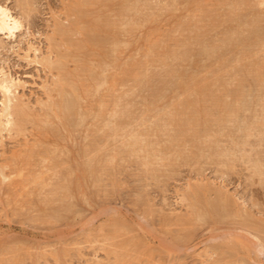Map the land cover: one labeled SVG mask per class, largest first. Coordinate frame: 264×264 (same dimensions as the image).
<instances>
[{
	"label": "rangeland",
	"instance_id": "1",
	"mask_svg": "<svg viewBox=\"0 0 264 264\" xmlns=\"http://www.w3.org/2000/svg\"><path fill=\"white\" fill-rule=\"evenodd\" d=\"M17 1L19 3L16 0H0V5L5 7L11 15L18 17L22 23L21 29L16 31L13 37L0 32V71L18 82L14 99L17 105L14 109L18 108L17 111H13L17 112V114L18 111L22 115L24 114L23 116L18 115V117H22L25 119L23 121H26L23 122L21 120L22 122H18L21 126L24 124L22 127L19 125V129L14 123L15 115L13 118L9 117L11 119L10 123L7 122L3 111V104L6 99L0 90V264H264V69H262L264 68L262 64L264 63V0H28V3L25 4H21V0ZM177 3L180 4L177 5ZM222 3L224 4L223 6ZM26 4L28 5L26 6ZM19 6L22 8L20 9ZM74 6L77 7L73 8ZM241 8L244 9L242 10ZM119 9H124L125 11L121 12ZM81 10L88 13L86 14ZM205 15H207L204 18L207 22L206 26H204L205 20L203 19ZM78 16H81V18L85 17L87 22L84 19L79 20ZM100 16L104 18L102 17V19L97 21ZM96 17L97 20H93ZM150 17L151 19H149ZM223 18L225 20L230 19L226 22ZM219 21L220 24H217ZM91 22H98L96 25H100L99 30L101 33L98 32L94 35L91 34L92 36L90 34L87 36L85 34L87 31L82 32V30H79L80 27L88 28L90 24L92 26ZM121 23L123 24L121 25ZM83 24L85 25L83 26ZM60 25L64 29H71L69 30L70 33L67 32L60 37L61 34H58L61 33L58 30ZM251 26L259 34L255 39L249 33L252 29ZM215 27L217 28L215 29ZM188 28H193L195 32L192 30L189 33L190 29ZM180 29L184 31L182 30V32ZM230 29L246 30L245 32L241 30L240 36L245 37L247 40L245 44L234 42L235 45L232 44V46L229 45L228 48H224L221 56H226V61L218 58H214L217 61L208 60L203 55L195 56V61L194 59L188 60L189 57L186 58L187 55L198 52L199 45L195 44L199 40L201 42L204 39L203 42L205 44H210V42L213 44L212 42L214 41L211 38L218 41V38L220 39L221 37L220 40H222L225 37L224 34ZM121 30L122 33L120 32ZM106 31L111 34H107ZM178 31L182 33H178ZM104 32L107 35L104 34L105 36L101 37ZM168 32L172 34L171 37L168 36ZM117 33H119V36ZM95 36L101 39L107 38L106 40H108L105 43V46H109L108 49L105 47L106 49H103L99 54L96 48H90L88 44L93 37L94 40H97ZM204 36H208V38ZM214 36L218 38H214ZM182 37L183 39L185 37V39L183 40ZM63 38H67V40L65 39L66 41L62 42ZM100 38L98 40H101ZM177 38H179L180 44L181 42L183 43V46L176 43ZM194 38L201 39L195 41ZM135 39L138 40L136 41ZM207 39H210V41ZM55 40L56 46L55 44L52 46L50 41L54 43ZM172 40L176 44H173ZM112 41L113 43H111ZM188 41L191 44H188ZM216 41L215 43H219ZM152 43H157L152 46L154 49L149 47ZM165 43L168 45L167 47H165ZM77 44L82 47L77 49ZM169 45L172 46L169 47ZM156 46L160 47L156 48ZM69 47H72V49ZM73 47H76V50ZM261 47L262 51L259 53ZM93 50L94 52H92ZM165 50H168L167 54ZM75 51L77 53H74ZM152 51H155L154 54ZM59 52H64V54L68 52L67 56L62 54V56H66L64 57L65 59L59 58L61 56ZM242 52L245 53L242 54ZM111 54H113V57ZM156 54V62H151L155 61L153 55L156 56ZM68 55L74 57H69ZM95 55L97 57L92 59ZM238 55L243 57L240 58ZM251 55L255 56L252 57ZM165 57L168 59L166 58L162 62ZM173 57H175L174 60ZM58 59L59 61H57ZM130 59L137 62H132ZM98 60L102 62H98ZM158 61H160V64ZM97 62L101 63V65L97 64ZM62 63L66 64L62 66ZM136 63L140 67H137ZM141 63L145 64V68L144 66L142 67ZM77 64L81 65V68ZM166 64H169L168 67L170 68L172 65V68H167ZM249 66H251L250 69H248ZM218 67L219 69H217ZM155 68L158 69V75L155 72L157 71ZM236 68L237 70H235ZM238 68H240V74L238 73L240 72ZM79 70L83 71L80 72ZM128 70L129 72L126 73ZM247 70L252 71H249L248 74ZM133 72L134 74L136 73L135 77L132 74ZM138 72L143 74L147 72L151 76L145 74L144 81L147 79L145 82H142V78L139 77L142 82L141 85L138 76H136ZM255 72H258L257 77H255ZM120 73L121 76H119ZM153 73L156 74L153 75ZM177 73H184L183 75L187 76V79H190L188 75L189 77L195 75L191 77L193 81L196 77H199L197 79L199 82L196 80L194 82H191V80L186 82L193 83L196 91L200 88L198 86H207L206 90H210V94H206L207 91L202 87L205 90L203 92L204 96L202 94H199L200 96L197 95V98L192 95L189 96L190 94L186 91H182L184 89L183 86L176 84L178 82H176V78L178 79ZM216 73L219 77L216 76ZM254 73L255 76L253 75ZM127 74L129 75L127 76ZM259 75L260 78H258ZM130 77L133 80L129 79ZM66 78L69 80L67 81ZM214 79L216 80L215 82L213 81ZM259 79L261 80L259 81ZM76 81L79 85H77ZM255 82L256 84L258 83L257 86ZM68 83L71 84L68 85ZM132 84H135L134 88ZM149 84L151 85L148 88L147 85ZM62 85L66 86L64 92L67 91V94L70 89L76 93L75 109L67 111L66 114L59 109L57 102L60 100L58 97H61L59 91ZM89 86L91 87L90 89ZM67 87L70 89L68 88L67 90ZM136 87L138 89H135ZM83 88L84 91H82ZM219 88L224 91L219 92ZM202 89L200 88L197 92ZM76 90L79 95H77ZM247 90L248 92H246ZM92 91L94 92L92 93ZM137 91L140 93L138 94ZM232 91H238L235 92V97ZM156 93L159 94V97ZM230 93L234 99L232 96L230 97ZM160 94L162 95L160 96ZM252 94L254 95L253 97ZM206 95H208L207 98H205ZM211 95L218 98L217 102L220 99L221 103L218 102L219 107L216 106L217 108H215L211 105L214 101L216 102V99L210 101L212 99ZM237 96L240 97L236 98ZM191 97L197 103L192 101L193 98ZM200 97L201 101L199 100ZM229 97L233 100H230ZM80 98L82 100L84 98V103ZM161 99L165 100L162 101ZM188 99L194 103V106L197 104L198 108L196 106L193 108L197 109V113L194 111L196 114L193 109L191 110L192 107L190 108V106L185 109L179 106L182 100L181 104L191 102ZM222 99L226 101V104L228 102L229 105H224L228 110L224 109V106L222 107L221 104H224ZM81 103L85 104V106H82ZM146 103H150L151 106ZM102 105L107 112L104 111ZM230 105L232 106L231 108L234 107L232 110L229 109ZM206 107L208 108L206 109ZM235 108L236 111L234 110ZM186 109L191 110H187L191 113L184 115L185 112L182 110ZM208 109H211V111ZM177 110L180 112H177ZM217 110L221 114V117L219 116L222 119V122L220 121L221 124L215 120L219 115V113L214 114ZM78 111L81 114H78ZM181 111L184 116L193 114L191 125L197 124V122L193 123L194 120H199L198 126L193 125L195 129L191 127L190 123L188 124L190 126L187 130L190 132L194 131L196 134L199 131L198 137L194 134L197 139L194 140L193 135L192 142L189 140L190 136L188 137L184 134L187 126L183 128L180 124L172 121L174 119H170V117L178 118L177 116L180 114L177 113H181ZM208 111L210 116L207 114ZM83 112L87 113L83 114ZM97 112L102 114L100 115ZM55 113L58 114L56 115ZM72 113L75 115L73 116ZM50 114L53 115L52 118ZM172 114L175 117L171 116ZM95 115L99 116L100 119ZM125 115L128 117L126 120ZM197 116H200L198 120L196 119ZM203 117L207 119L205 120ZM209 118L212 120L210 121ZM36 121L38 123L35 125ZM91 122H94V125L90 124ZM114 122L116 123L115 126ZM110 123L113 124V127H111L112 124ZM120 123H123V126ZM126 123L127 125H125ZM100 124L103 125L100 126ZM54 125L55 127H53ZM91 125L92 127H90ZM209 125L211 126L208 127ZM87 126H89V131L88 129L85 130ZM93 127H95V131ZM114 127H117V130ZM203 127H205V130H203ZM74 128L76 131H73ZM213 130L214 132H212ZM124 133L128 136L125 135V137ZM106 136L107 138H105ZM63 140H65L66 145ZM150 140L152 141L150 142ZM196 140L198 141L197 144ZM96 144H98L97 148L94 146ZM165 144L168 145L166 146ZM176 144L178 145L176 146ZM135 145L137 147H134ZM29 148L31 153L33 151L30 156H28L30 153ZM56 148H59V150H56ZM36 150L40 152H36ZM84 150L86 153H83ZM97 150H99L100 155L105 152L104 156H98ZM111 152H114L113 155ZM120 152L121 155L119 154ZM43 154L48 157H44ZM94 155H97L96 158H94ZM27 157L28 159L30 158V161L34 158L32 161L35 163L31 161L33 163L31 164ZM87 157L91 158L92 161ZM80 159L83 160L81 161ZM47 161L49 165L46 163ZM12 162L16 163L13 164ZM89 163H92V166ZM42 164L46 166L43 167ZM94 164L98 165L94 166ZM3 165H5L4 168H2ZM88 165L93 167L89 171ZM80 166H83V169ZM66 175L70 180L68 178L66 180ZM60 188L62 189L60 190ZM61 191L64 192L62 193ZM56 192L58 195H56ZM63 195L64 198L66 196L67 198L64 199ZM51 198L52 201L49 200Z\"/></svg>",
	"mask_w": 264,
	"mask_h": 264
},
{
	"label": "bare ground",
	"instance_id": "2",
	"mask_svg": "<svg viewBox=\"0 0 264 264\" xmlns=\"http://www.w3.org/2000/svg\"><path fill=\"white\" fill-rule=\"evenodd\" d=\"M97 1H98V0H97ZM183 1H184V0H183ZM183 1H182V2H183ZM216 1H217V0H216ZM223 1H224V0H223ZM16 2H18V1L16 0ZM20 2H21V4H23V3L25 4V3H28V0H27V2H26V0H25V1H24V0H21ZM88 2H89V1H88ZM91 2H92V1H91ZM219 2H220V1H219ZM18 3H19V2H18ZM126 3H127V2H126ZM168 3H169V2H168ZM232 3H233V2H232ZM235 3H236V2H235ZM257 3H258V2H257ZM89 4H90V3H89ZM122 4H123V3H122ZM172 4H173V3H172ZM178 4H180V3H177V5H178ZM218 4H219V3H218ZM255 4H256V3H255ZM27 5H28V4H26V6H27ZM175 5H176V4H175ZM175 5H173V6L175 7ZM216 5H217V3H216ZM223 5H224V4L222 3V6H223ZM234 5H235V4H234ZM94 6H95V5H94ZM132 6H133V4H132ZM76 7H77V6H76ZM76 7L74 6L73 8H76ZM80 7H81V6H80ZM80 7H79V9H80ZM85 7H86V6H85ZM115 7H116V6H115ZM174 7H173V8H174ZM218 7H219V6H218ZM19 8H20V6H19ZM21 8H22V7H21ZM21 8H20V9H21ZM25 8H27V7H25ZM93 8H94V7H93ZM111 8H113V7H111ZM136 8H137V7H136ZM170 8H171V7H170ZM219 8H220V7H219ZM256 8H257V7H256ZM79 9H78V10H79ZM81 9H82V8H81ZM94 9H95V8H94ZM94 9H93V10H94ZM144 9H145V8H144ZM241 9L243 10L244 8H241ZM253 9H254V8H253ZM25 10H26V9H25ZM71 10H72V9H71ZM78 10H77V11H78ZM84 10H85V9H84ZM117 10H118V9H117ZM119 10H121V9H119ZM123 10H124V9H122L121 12H122ZM81 11H82V12H85L86 10H85V11L81 10ZM91 11H92V10H91ZM98 11H99V10H98ZM124 11H125V10H124ZM203 11H204V10H203ZM22 12H23V10H22ZM24 12H25V11H24ZM72 12H73V11H72ZM74 12H75V11H74ZM94 12H95V11H94ZM116 12H117V11H116ZM116 12H115V13H116ZM222 12H224V11H222ZM78 13H79V12H78ZM85 13L87 14L88 12H85ZM201 13H202V12H201ZM215 13H216V12H215ZM220 13H221V12H220ZM227 13H228V12H227ZM227 13H226V14H227ZM230 13H231V12H230ZM235 13L237 14V12H235ZM24 14H25V13H24ZM81 14H82V13H81ZM117 14H118V13H117ZM119 14H120V12H119ZM119 14H118V15H119ZM232 14H233V13H232ZM256 14H259V13H256ZM25 15H26V14H25ZM105 15H106V13H105ZM107 15H108V14H107ZM128 15H129V14H128ZM156 15H157V14H156ZM162 15H163V14H162ZM234 15H235V14H234ZM82 16H83V15H82ZM126 16H127V15H126ZM206 16H207V15H205V16L203 17V19H204ZM224 16H225V15H224ZM78 17H79V16H78ZM89 17H91V16H89ZM89 17H88V18H89ZM92 17H93V16H92ZM102 17H103V16H102ZM102 17L100 16V17L98 18V20H97V17H96V19H93V20H97V21H99V19H102ZM118 17H119V16H118ZM139 17H140V16H139ZM154 17H155V16H154ZM154 17H153V19H154ZM213 17H214V16H213ZM234 17H235V16H234ZM260 17H261V16H260ZM103 18H104V17H103ZM116 18H117V17H116ZM134 18H135V17H134ZM207 18H208V17H207ZM227 18H228V17H227ZM81 19H84V20L86 21L85 17H82V18H81V16H80V17H79V20H81ZM132 19H133V18H132ZM149 19H151V17H150ZM195 19H196V18H195ZM203 19H202V20H203ZM220 19H221V18H220ZM229 19H230V18H229ZM229 19H228V20H229ZM256 19H257V18H256ZM88 20H89V19H88ZM113 20H114V19H113ZM120 20H121V18H120ZM156 20H158V19H156ZM204 20H205V19H204ZM211 20H213V19H211ZM218 20H219V19H218ZM223 20H225V19L223 18ZM228 20H225V21L228 22ZM82 21H83V20H82ZM85 21H84V22H85ZM101 21H103V20H101ZM107 21H108V20H107ZM115 21H116V20H115ZM118 21H119V19H118ZM149 21L152 22L151 20H149ZM207 21H208V20H207ZM225 21H224V22H225ZM74 22H75V21H74ZM74 22H73V24L75 25L76 22H75V23H74ZM86 22H87V21H86ZM113 22H114V21H113ZM121 22H124V21H121ZM188 22H189V21H188ZM194 22H195V21H194ZM201 22H202V21H201ZM226 22H225V23H226ZM82 23H83V22H82ZM91 23H92L93 25L91 26V24L89 23L90 26L88 25V28H81L80 25H79V27H80L79 30H82V32H83V31H87V33H85L87 36H88L89 34H90V35H91V34L94 35V34L100 32V30H99L100 25H96V23H98V22H96V23L91 22ZM103 23H105V22L103 21ZM108 23H109V22H108ZM110 23H111V22H110ZM116 23H117V21H116ZM127 23H128V22H127ZM155 23H156V22H155ZM182 23L184 24V22H182ZM202 23H203V22H202ZM206 23H207V22H206V20H205L204 26L207 25ZM209 23H210V22H209ZM77 24H78V22H77ZM77 24H76V25H77ZM79 24H80V23H79ZM101 24H102V23H101ZM122 24H123V23H121V25H122ZM124 24H125V23H124ZM128 24H129V23H128ZM152 24H153V23H152ZM187 24H189V23H187ZM196 24H198V23H196ZM196 24H195V25H196ZM217 24H220V21H219V23H217ZM261 24H262V23H261ZM74 25H72V26H74ZM84 25H85V24H83V26H84ZM109 25H110V24H109ZM109 25H108V26H109ZM119 25H120V24H119ZM143 25H144V24H143ZM174 25H175V24H174ZM195 25H194V26H195ZM225 25H226V24H225ZM225 25H224V26H225ZM112 26H114V25H112ZM147 26H148V25H147ZM179 26H180V25H179ZM204 26H203V27H204ZM226 26H227V25H226ZM238 26H239V25H238ZM243 26H245V25H243ZM21 27H22V23H21L20 19H19L18 17L16 18V17H14L13 15H11L10 12H9L5 7H3V6L0 5V32L3 33V34H5V35H8L9 37H13L14 34L16 33V31H18L19 29H21ZM62 27H63V26H62ZM62 27H61V25H60V26H59V29H58L59 31H61V33H58L59 35L61 34L60 37H61L63 34L67 33V32L70 33L69 30H71V29H67V28L64 29V27H63V28H62ZM70 27H71V26H70ZM85 27H87V26H85ZM109 27H110V26H109ZM117 27H118V26H117ZM119 27H120V26H119ZM195 27H196V26H195ZM203 27H201V28H203ZM211 27H212V26H211ZM241 27H242V26H241ZM249 27H250V25H249ZM251 27H252V26H251ZM258 27H259V26H258ZM72 28H73V27H72ZM101 28H102V27H101ZM106 28H107V27H106ZM112 28L114 29V27H112ZM112 28H111V29H112ZM129 28H131V27H129ZM143 28H144V27H143ZM181 28H182V25H181ZM186 28H187V27H186ZM216 28H217V27H215V29H216ZM225 28H226V27H225ZM107 29H109V28H107ZM111 29H110V30H111ZM115 29H116V28H115ZM173 29H174V28H173ZM188 29H190V28H188ZM243 29H244V28H243ZM243 29H241V30L244 31ZM245 29H246V28H245ZM258 29H260V28H258ZM139 30H140V29H139ZM180 30L182 31L183 29H180ZM192 30H194V29H193V28L190 29V30H189V33H190ZM217 30H218V29H217ZM217 30H216V31H217ZM241 30H239V29H232V30H231V29H230V30L227 31V32L225 31V32H226V33L224 32V33H225V34H224L225 37H224L222 40H220L221 37H220V39H219L218 37L214 36V38H215V37L218 38V41H216L215 39L209 37V38L212 39V41H214V42H212L213 44H211V42H210V44H205V43L203 42L204 39H203L201 42H199V41H200L199 39H201V38H199V39H197V38L195 39V38H194L195 41H196V40H199L198 42H196V44H195V42H193V44H195V45H199V50H198L197 53L194 52V53H196V54H191V55L189 54V55H187V57H186V56H185V57H186V58L189 57L188 60H193L195 56L198 57L199 55H203V56L206 57V59H208V60H209V59H213V60H215L214 58H216V59L218 58V59H220V60L226 61V59H225L226 56H225V57H223V55L221 56V54H222L221 52H223L224 48H225V49H226V47L228 48L229 45L232 46V44H234V42H235V43H241V44H245V43H246V40H247V39H246L245 37L243 38V37L240 36V34L242 33ZM76 31H77V30H76ZM101 31H103V30H101ZM108 31H109V30H108ZM114 31H115V30H114ZM114 31H113V32H114ZM118 31H119V30H118ZM127 31H128V30H127ZM127 31H126V32H127ZM170 31H171V30H170ZM170 31H169V32H170ZM183 31H184V30H183ZM183 31H182V32H183ZM185 31H188V30H185ZM245 31H246V30H245ZM245 31H244V32H245ZM82 32H80V33H82ZM106 32H107V31H106ZM115 32H116V31H115ZM120 32L122 33V30H121ZM123 32H124V31H123ZM132 32H134V31H132ZM132 32H131V33H132ZM169 32H168V34H169ZM174 32H175V30H174ZM182 32L178 31V33H182ZM194 32H195V30H194ZM206 32H208V31L206 30ZM206 32H205V33H206ZM240 32H241V33H240ZM248 32H249V31H248ZM77 33H79V32L77 31ZM100 33H101V32H100ZM141 33H142V32H141ZM186 33H187V32H186ZM205 33H203V34H205ZM246 33H247V32H246ZM249 33H250V36H251V37H252V35H253V39L257 38L258 35H259V34H258V31H257L254 27H252V29L250 30ZM58 34H57V35H58ZM102 34H103V35H102ZM102 34H101L102 36H101V35H99V36L104 37V36H105L104 34H106V33L104 32V33H102ZM107 34H111V33H108V32H107ZM107 34H106V35H107ZM124 34H125V32H124ZM138 34H139V33H138ZM138 34H137V35H138ZM201 34H202V33H201ZM206 34H207V33H206ZM218 34H219V33H218ZM251 34H252V35H251ZM57 35H56V36H57ZM67 35H69V34H67ZM92 35H91V36H92ZM117 35L119 36V33H117ZM120 35H121V34H120ZM122 35H123V34H122ZM171 35H172V34H169L168 36L171 37ZM176 35H177V33H176ZM247 35H248V34H247ZM262 35H263V34H262ZM84 36H85V35H84ZM110 36L114 37L113 35H110ZM110 36H109V37H110ZM115 36H116V35H115ZM123 36H124V35H123ZM199 36H200V35H199ZM209 36H210V35H209ZM242 36H243V35H242ZM244 36H246V35H244ZM54 37H55V36H54ZM58 37H59V36H58ZM65 37H66V36H65ZM95 37H96V36H95ZM188 37H189V35H188ZM202 37H203V36H202ZM204 37H205V36H204ZM246 37H248V36H246ZM67 38H68V37H67ZM67 38H63L64 40H63L62 42H65V41L67 40ZM88 38H90V37H88ZM93 38H94V37H93ZM93 38H92V39L90 38L91 40H90L89 42H88V40H87V42H88V44L90 45V48H91V47H94V48H96L97 51H99V52H97L98 54H99L100 52H102L103 49H104V50H105L106 48L108 49L109 46H108V47L105 46V43H107L106 41H108V40H106L107 38H106V39H104V38L101 39L100 37H96L95 39H97V40H94ZM98 38H100L101 40H98ZM115 38H116V37H115ZM132 38H133V37H132ZM136 38H137V37H136ZM174 38H175V37H174ZM190 38H191V36H190ZM205 38H208V36H206ZM65 39H66V40H65ZM139 39H140V38H139ZM167 39H168V38H167ZM178 39H179V38H177V42H176V43H177V44H178V43L180 44V42H179L180 40L178 41ZM182 39H183V37H182ZM184 39H185V37H184ZM184 39H183V40H184ZM58 40H59V39H58ZM115 40H116V39H115ZM135 40H136V39H135ZM137 40H138V39H137ZM137 40H136V41H137ZM170 40H171V38H170ZM187 40H188V39H187ZM207 40L210 41V39H207ZM219 40H220V41H219ZM85 41H86V40H85ZM110 41H111V40H110ZM113 41H114V39H113ZM113 41H112L111 43H113ZM162 41H163V40H162ZM172 41H173V40H172ZM205 41H206V40H205ZM215 41H216V42H219V43H215ZM52 42H53V41H52ZM52 42L50 41V43H51L52 46H53V45L56 43V40H55L54 43H52ZM75 42H76V41H75ZM116 42H117V40H116ZM183 42H184V41H183ZM188 42H189V41H188ZM206 42H208V41H206ZM69 43H70V42H69ZM76 43H77V42H76ZM114 43H115V41H114ZM133 43H134V42H133ZM135 43H137V42H135ZM158 43H159V42H158ZM174 43H175V41H173V44H174ZM176 43H175V44H176ZM185 43H186V42H185ZM260 43H261V41H260ZM152 44H153V43H152ZM152 44H151V46L149 45V47H151V49H154L152 46L156 45L157 43H156V44H153V45H152ZM165 44H166V43H165ZM173 44H172V45H173ZM181 44H182V46H183V43H182V42H181ZM181 44H180V45H181ZM186 44H187V43H186ZM188 44H191V42H189ZM255 44H256V43H255ZM257 44H258V42H257ZM261 44H262V43H261ZM108 45H109V43H108ZM172 45H169V47L172 46ZM234 45H235V44H234ZM55 46H56V44H55ZM115 46H116V45H115ZM121 46H122V45H121ZM128 46H129V45H128ZM167 46H168V45L166 44L165 47H167ZM241 46H242V45H241ZM76 47H77V49H78V48H80V47H82V46H80V44H77ZM76 47H73V48H75V50H76ZM105 47H106V48H105ZM158 47H160V46H158ZM158 47L156 46V48H158ZM184 47H185V44H184ZM192 47H193V46H192ZM69 48L72 49V47H69ZM116 48H117V47H116ZM116 48H113V49H116ZM118 48H119V47H118ZM121 48H122V47H121ZM133 48H134V47H133ZM180 48H181V47H180ZM113 49H112V50H113ZM129 49H130V48H129ZM159 49H160V48H159ZM159 49H158V50H159ZM187 49H189V48L187 47ZM191 49H192V48H191ZM197 49H198V48H197ZM197 49H196V50H197ZM244 49H245V48H244ZM80 50L82 51V49H80ZM80 50H78V52H80ZM83 50H84V49H83ZM119 50H120V48H119ZM146 50H147V49H146ZM158 50H155V51H158ZM162 50H164V49H162ZM247 50H248V49H247ZM252 50H253V49H252ZM254 50H255V49H254ZM258 50H259V49H258ZM155 51H152L153 54H154ZM185 51H187V50H185ZM191 51L193 52V50H191ZM260 51H262V47H261V50H259V53H261ZM263 51H264V50H263ZM83 52H86V51H83ZM92 52H94V50H93ZM92 52H91V53H92ZM105 52H106V51H105ZM111 52H112V51H111ZM113 52H115V51H113ZM149 52H150V51H149ZM165 52H166V54H167V53H168V50H167V51L165 50ZM170 52H171V51H170ZM192 52H189V53H192ZM256 52H257V51H256ZM60 53H61V52H59V54H60ZM67 53H68V52H66V54H64V52L61 53V56H59V58L61 57V58L65 59L64 57L67 56ZM74 53H77V51H75ZM145 53L148 54L146 51H145ZM159 53H160V52H159ZM174 53H175V52H174ZM244 53H245V52H244ZM244 53L242 52V54H244ZM250 53H251V52H250ZM62 54H63V55H66V56H62ZM143 54H144V53H143ZM157 54H158V53H157ZM157 54H156V56L153 55L154 57L152 56L153 59L155 58V61H151V62H156V60H157ZM161 54H162V53H161ZM161 54H160V55H161ZM171 54H172V52H171ZM180 54H181V53H180ZM182 54H183V53H182ZM226 54H228V53H226ZM252 54H253V53H252ZM262 54H263V52H262ZM73 55H75V54H73ZM76 55H80V54H76ZM86 55H87V54H86ZM90 55H91V54H90ZM108 55H109V54H108ZM111 55H112V57H113V54H111ZM158 55H159V54H158ZM172 55H173V54H172ZM183 55H184V54H183ZM256 55H257V53H256ZM259 55H261V54H259ZM68 56H69V55H68ZM71 56H72V55H71ZM71 56H69V57H71ZM80 56H81V55H80ZM87 56H88V55H87ZM101 56H102V55H101ZM148 56H149V55H148ZM148 56H147V57H148ZM163 56H164V54H163ZM173 56H174V55H173ZM238 56H239V55H238ZM251 56L253 57V56H255V55H251ZM72 57H74V56H72ZM75 57H76V56H75ZM95 57H97V56L95 55V56H93V58H92V57H91V58L94 59ZM109 57H110V56H109ZM118 57H119V56H118ZM128 57H129V56H128ZM143 57H144V56H143ZM160 57H161V56H160ZM167 57H168V56H167ZM167 57H165V58L162 60V62H164L165 59H166ZM201 57H202V56H201ZM239 57H240V56H239ZM241 57H243V56L241 55ZM241 57H240V58H241ZM248 57H249V56H248ZM57 58H58V57H57ZM88 58H89V57H88ZM88 58H87V59H88ZM91 58H90V59H91ZM129 58H130V57H129ZM158 58H159V57H158ZM169 58H170V57H169ZM174 58H175V57H173V60H174ZM177 58H178V56H177ZM180 58H181V57H180ZM180 58H179V59H180ZM99 59H102V58H99ZM107 59H108V56H107ZM118 59H119V58H118ZM127 59H128V58H127ZM150 59H151V57H150ZM153 59H151V60H153ZM160 59H161V58H160ZM160 59H158V60H160ZM167 59H168V58H167ZM171 59H172V58H171ZM183 59H184V57H183ZM199 59H200V58H199ZM202 59H203V58H202ZM234 59H235V58H234ZM79 60L81 61L80 58H79ZM112 60H113V59H112ZM112 60H111V61H112ZM114 60H116V59L114 58ZM148 60H149V58H148ZM177 60H178V59H177ZM186 60H187V59H186ZM186 60H185V61H186ZM255 60H256V59H255ZM57 61H59V59H58ZM61 61H62V60H61ZM61 61H60V63H61ZM99 61H100V60H98V62H99ZM103 61H104V60H103ZM105 61H106V60H105ZM130 61H132V60L130 59ZM130 61H129V62H130ZM134 61H136V60H134ZM134 61H132V62H134ZM140 61H141V60H140ZM145 61H146V60H145ZM145 61H144V62H145ZM166 61H167V60H166ZM194 61H195V59H194ZM215 61H217V60H215ZM215 61H213V62H215ZM259 61H260V60H259ZM259 61H258V62H259ZM262 61H263V60H262ZM64 62H65V61H64ZM98 62H97V64H99ZM100 62H102V61H100ZM123 62H124V60H123ZM136 62H137V61H136ZM149 62H150V61H149ZM159 62H160V61H158V63H159ZM168 62H169V61H168ZM182 62H183V61H182ZM198 62H199V61H198ZM204 62H205V61H204ZM218 62H219V61H218ZM227 62H228V61H227ZM243 62H244V61H243ZM86 63H87V62H86ZM104 63H105V62H104ZM145 63H146V62H145ZM172 63H173V62H172ZM180 63H181V61H180ZM64 64H66V63H64ZM64 64L62 63V66H63ZM93 64H94V63H93ZM127 64H129V63H127ZM134 64H135V63H134ZM138 64H140V62H138ZM141 64H142V63H141ZM143 64H144V63H143ZM143 64H142V67L144 66V68H145V64H144V65H143ZM159 64H160V63H159ZM174 64H175V62H174ZM186 64H187V63H186ZM188 64H189V63H188ZM203 64H204V63H203ZM205 64H206V63H205ZM214 64H215V63H214ZM221 64H222V62H221ZM227 64H228V63H227ZM246 64H247V63H246ZM252 64H253V63H252ZM262 64L264 65V63H262ZM77 65H78V64H77ZM87 65H88V63H87ZM95 65H96V64H95ZM99 65H101V63H100ZM132 65H133V64H132ZM147 65H149V64H147ZM163 65H164V63H163ZM182 65H183V64H182ZM223 65H224V64H223ZM247 65H249V64H247ZM91 66H92V65H91ZM136 66H137V63H136ZM138 66H139V65H138ZM138 66H137V67H138ZM166 66H167V68H169V69L172 68V65H171V68L168 67L169 64H166ZM166 66H165V67H166ZM178 66H180V65H178ZM178 66H177V67H178ZM224 66H225V65H224ZM227 66H228V65H227ZM244 66H245V65H244ZM76 67H77V66H76ZM78 67L81 68V65H78ZM85 67H86V66H85ZM129 67H130V66H129ZM129 67H126V68H129ZM139 67H140V66H139ZM160 67H163V66H160ZM182 67H183V66H182ZM184 67H185V66H184ZM187 67H188V66H187ZM225 67H226V66H225ZM239 67H240V66H239ZM250 67H251V66H249L248 69H250ZM262 67H263V66H262ZM60 68H61V67H60ZM86 68H87V67H86ZM86 68H85V70H86ZM90 68H91V67H90ZM102 68H103V66H102ZM144 68H143V69H144ZM199 68H200V67H199ZM223 68H224V67H223ZM242 68H243V67H242ZM258 68H259V67H258ZM258 68H257V69H258ZM63 69H65V68L63 67ZM93 69H94V68H93ZM93 69H92V71H93ZM97 69H98V67H97ZM134 69H135V68H134ZM136 69H137V68H136ZM138 69H139V68H138ZM155 69H157V68H155ZM179 69L181 70V68H179ZM185 69H186V68H185ZM217 69H219V67H218ZM238 69H239V71H240V68H238ZM253 69H254V68H253ZM257 69H256V71H257ZM259 69H260V68H259ZM259 69H258V71L261 72V71H260L261 69H260V70H259ZM262 69H264V68H262ZM59 70H60V69H59ZM139 70H140V69H139ZM144 70H145V69H144ZM151 70H153V69H151ZM162 70H163V69H162ZM174 70H176V69H174ZM183 70H184V69H183ZM224 70H225V69H224ZM224 70H223V71H224ZM235 70H237V68H236ZM245 70H246V69H245ZM79 71H80V70H79ZM82 71H83V70H82ZM82 71H80V72H82ZM94 71H95V70H94ZM96 71H98V70H96ZM107 71H108V70H107ZM107 71H106V72H107ZM130 71H132V70L130 69ZM148 71H149V70H148ZM166 71H167V70H166ZM171 71H172V70H171ZM219 71H220V70H219ZM225 71H226V70H225ZM249 71H252V70H247L248 74H249ZM61 72H62V71H61ZM75 72H76V71H75ZM85 72H86V71H85ZM85 72H84V73H85ZM90 72H91V70H90ZM106 72H105V73H106ZM118 72H120V71H118ZM124 72H125V71H124ZM127 72H129V70L126 71V73H127ZM142 72H143V71H142ZM142 72H138V74H137L136 76H138V79H139V77H141L142 80H143L142 82H145V81L147 80V79H146V80L144 81V79H145V74L147 75L148 73L146 72L145 74H143ZM155 72L157 73V72H158V69H157V71H155ZM161 72H162V71H161ZM161 72H160V74L163 73V72H162V73H161ZM226 72H227V71H226ZM105 73H103V74H105ZM122 73H123V71H122ZM130 73H131V72H130ZM140 73H141V74H140ZM151 73H152V72H151ZM156 73H155V74H156ZM172 73H173V72H172ZM180 73H181V72H180ZM196 73H197V72H196ZM238 73L240 74L241 71L238 72ZM255 73H256V76H255ZM255 73H254L253 75H254L255 77H257L258 72H255ZM65 74H66V73H65ZM69 74H70V73H69ZM79 74H80V73H79ZM85 74H86V73H85ZM85 74H84V75H85ZM115 74L117 75V73H115ZM132 74H134V72H133ZM135 74H136V73H135ZM135 74H134V77H135ZM155 74L153 73V75H155ZM158 74H159V73H157V75H158ZM177 74H178V73H177ZM183 74H184V73H183ZM183 74H178V75H177V76H178V79L176 78V82L178 81L176 84H178L179 86H183V88H184L182 91H183V92L186 91L188 94H190L189 96L192 95L194 98H197V97H198L197 95H199V94H202V95H203V94H204L203 92H205L206 88H208L207 86H206V87L202 86V87L205 88V90H204V89H202L201 86H198V85H197L198 87H200V88L202 89V90H200V92H197L200 88L197 89V91H196V89H195L194 86H193V83L190 84V83L186 82V81H188V80H191V82H194L195 80L198 81L197 79H198L199 77H196V79L193 81V79H192L191 77H194V76L196 75L194 72H193V74H195L194 76L189 77V75H188V78H190V79H187V78H186L187 76L185 77ZM193 74H192V75H193ZM230 74H231V73H230ZM242 74H243V73H242ZM73 75H74V74H73ZM91 75H92V74H91ZM94 75H95V72H94ZM99 75H100V74H99ZM118 75H119V74H118ZM125 75H126V74H125ZM128 75H129V74H127V76H128ZM167 75H169V74L167 73ZM222 75H223V74H222ZM77 76H78V75H77ZM87 76H88V75H87ZM96 76H97V75H96ZM102 76H103V75H102ZM114 76H115V75H114ZM119 76H121V73H120ZM119 76H117V77L120 78ZM148 76H151V75L148 74ZM160 76H161V75H160ZM160 76H158V77H160ZM183 76H184L185 78H184ZM197 76H198V75H197ZM216 76L219 77V75H218L217 73H216ZM237 76H238V74H237ZM242 76H243V75H242ZM254 76H253V77H254ZM261 76H263V75H261ZM62 77H64V76H62ZM72 77H73V76H72ZM89 77H90V76H89ZM89 77H88V79H89ZM99 77H100V76H99ZM99 77H98V78H99ZM117 77H116V78H117ZM125 77H126V76H125ZM154 77H155V76H154ZM162 77H164V76H162ZM168 77H169V76H168ZM116 78H115V80H116ZM123 78H124V77H123ZM149 78H150V77H149ZM166 78H167V76H166ZM251 78H252V77H251ZM251 78H250V79H251ZM258 78H260V75H259ZM66 79H67V81L69 80L68 78H66ZM90 79H92V78H90ZM104 79H105V78H104ZM113 79H114V78H113ZM129 79H132V80H133V78H131V77H130ZM129 79H128V80H129ZM138 79H137V80H138ZM161 79H162V78H161ZM184 79H186V80H184ZM212 79H213V78H212ZM212 79H211V80H212ZM253 79H254V78H253ZM253 79H252V80H253ZM255 79H257V78H255ZM128 80H126V81H128ZM139 80H140V79H139ZM150 80H151V79H150ZM152 80H153V78H152ZM155 80H156V79H155ZM225 80H226V79H225ZM241 80H242V79H241ZM245 80H246V79H245ZM260 80H261V79H259V81H260ZM64 81H65V80H64ZM71 81H72V80H71ZM78 81H79V80H78ZM105 81H106V79H105ZM119 81H120V79H119ZM122 81H123V80H122ZM122 81H121V82H122ZM165 81H168V80H165ZM213 81L215 82L216 80L214 79ZM213 81H211V82H213ZM239 81H240V80H239ZM256 81H257V80H256ZM259 81H258V82H259ZM65 82H66V81H65ZM74 82H75V81H74ZM95 82H96V80H95ZM97 82H98V81H97ZM103 82H104V81H103ZM112 82H114V81H112ZM117 82H118V81H117ZM124 82H125V81H124ZM136 82H138V81H136ZM142 82H141V80H140L141 85H142ZM155 82H156V81H155ZM163 82H164V81H163ZM163 82H162V83H163ZM198 82H199V81H198ZM76 83H77V81H76ZM93 83H94V81H93ZM114 83H115V82H114ZM114 83H113V84H114ZM132 83H133V82H132ZM140 83H139V84H140ZM152 83H153V82H152ZM160 83H161V82H160ZM217 83H218V82H217ZM239 83H240V82H239ZM58 84H59V83H58ZM61 84H62V83H61ZM63 84H65V83H63ZM69 84H71V83H68V85H69ZM85 84H86V83H85ZM85 84H84V85H85ZM113 84H112V85H113ZM116 84H119V83H116ZM116 84H115V85H116ZM120 84H121V83H120ZM143 84H146V83H143ZM156 84H157V83H156ZM156 84H155V86H157ZM197 84H198V83H197ZM212 84H213V83H212ZM224 84H225V83H224ZM255 84H256V82H255ZM257 84H258V83H257ZM257 84H256V86H257ZM17 85H18V82H17V81H15V80L12 79L11 77H9L6 73L0 71V90L3 92V95H4L5 99H6L5 102H4V104H3V111H4V113H5V117H6L8 123L11 122V119H9V117H12V118H13V116L15 115L16 118L14 117V118H15L14 123H15V125H17V127H18V128H17V127H16V128L19 129V127H20L21 125H20V123H18V122H22V121L25 120V119H23L22 117H20V118L18 117V115H19V116L22 115L20 111H18V114H17V112H14V111H13V110L17 111V108H18V107H16V109H14L15 106L17 105V103L14 102V99H15V92H16V90H17ZM75 85H76V84H75ZM77 85H79V84L77 83ZM88 85H89V84H88ZM94 85H95V84H94ZM132 85H133V84H132ZM150 85H151V84L147 85L148 88H149ZM174 85H175V84H174ZM194 85H196V83H194ZM251 85H252V83H251ZM63 86H64V85H62V87L60 88V91H59L60 94H61V97H58V98H60V100L58 99L59 101H57V102H58V107H59V109H61L62 112H65V114H66L67 111L72 110V109H75L74 107H75L76 93H75L74 90H72V89H70L69 87H67V88H66L67 90H68V88H69L70 91H74V92H72V93L69 91V93L67 94V93H66L67 91L64 92V90H65L64 88H65L66 86H64V87H63ZM81 86H83V85H81ZM85 86H87V85H85ZM85 86H84V87H85ZM152 86H153V85H152ZM197 86H196V87H197ZM210 86H211V85H210ZM210 86H209V87H210ZM226 86H227V84H226ZM253 86H254V85H253ZM113 87H114V86H113ZM134 87H135V84L133 85V88H134ZM137 87H138V85H137ZM137 87H136L135 89H138ZM139 87H140V85H139ZM142 87H144V86H142ZM145 87H146V86H145ZM163 87H164V86H163ZM175 87H176V86H175ZM177 87H178V86H177ZM198 87H197V88H198ZM220 87L223 88L222 86H220ZM238 87H239V85H238ZM87 88H88V86H87ZM90 88H91V87L89 86V89H90ZM131 88H132V87H131ZM131 88H130V89H131ZM146 88H147V87H146ZM151 88H152V87H151ZM158 88H159V87H158ZM165 88H166V87H165ZM178 88H179V87H178ZM214 88H216V87H214ZM247 88H248V87H247ZM89 89H87V90H89ZM135 89H133V90H135ZM140 89H141V88H140ZM152 89H154V88H152ZM152 89H151V91H152ZM163 89H164V88H163ZM175 89L177 90V88H175ZM239 89H240V87H239ZM243 89H244V87H243ZM81 90H82V89H81ZM180 90H181V89H180ZM212 90H214V89H212ZM212 90H211V92L214 93V91H212ZM235 90H238V89H235ZM248 90H249V89H248ZM248 90H247L246 92H248ZM82 91H84V88H83ZM131 91H132V90H131ZM161 91H162V90H161ZM206 91H207L206 94H208V93L210 92V90H206ZM218 91L220 92V91H224V90H220V88H219ZM76 92H77V95H79L77 90H76ZM93 92H94V91H92V93H93ZM144 92H145V90H144ZM175 92H176V91H175ZM235 92H238V91H235ZM235 92L232 91V94L234 93V94H233L234 97H235V94H236ZM249 92H250V91H249ZM257 92H258V90H257ZM85 93H86V92H85ZM135 93H136V92H135ZM137 93L139 94L140 92L137 91ZM148 93H149V92H148ZM173 93H174V92H173ZM181 93H182V92H181ZM94 94H95V93H94ZM96 94H100V93H96ZM150 94H151V93H150ZM156 94H157V93H156ZM166 94H167V93H166ZM185 94H186V93H185ZM209 94H210V93H209ZM214 94H215V93H214ZM214 94H213V95H214ZM230 94H231V93H230ZM230 94H229V95H230ZM232 94L230 95V97L232 96ZM237 94L240 95L239 93H237ZM241 94H242V93H241ZM243 94H244V93H243ZM253 94H254V91H253ZM253 94H252V97L254 96ZM91 95H92V94H91ZM100 95H101V94H100ZM122 95H123V94H122ZM144 95H145V93H144ZM152 95H153V94H152ZM157 95H158V97H159V94H157ZM161 95H162V94H160V96H161ZM163 95H164V94H163ZM215 95H216V94H215ZM248 95H249V94H248ZM257 95H258V94H257ZM95 96H96V95H95ZM118 96H119V95H118ZM196 96H197V97H196ZM199 96H200V95H199ZM203 96H204V95H203ZM203 96H201V97L204 98ZM207 96H208V95H206L205 98H207ZM211 96H212V95H211ZM233 96H232V98H233ZM88 97L91 98L90 96H88ZM140 97H141V96H140ZM149 97H150V96H149ZM156 97H157V96H156ZM162 97H163V96H162ZM193 97H191V98H193ZM201 97L199 98V100L201 99ZM217 97H218V96H217ZM230 97H229V98H230ZM239 97H240V96H237L236 98H239ZM241 97H242V95H241ZM243 97H244V96H243ZM93 98H95V97H93ZM122 98H123V97H122ZM124 98H125V97H124ZM142 98H143V97H142ZM142 98H141V100H142ZM154 98H155V97H154ZM164 98H166V97H164ZM194 98H193L192 101H195ZM80 99H81V98H80ZM85 99H86V98H85ZM91 99H92V98H91ZM91 99H90V100H91ZM95 99H96V98H95ZM98 99H99V98H98ZM113 99H115V98H113ZM127 99H129V98H127ZM152 99H153V98H152ZM212 99H213V100H212ZM212 99H210V101H214V100L216 99V102L214 101L215 103L213 102L214 104L212 103L211 105H213L215 108L219 107V103H221V102H220V99L218 100L219 103L217 102V99H218V98H215L214 96H212ZM233 99H234V98H233ZM233 99L230 98V100H233ZM81 100H82V99H81ZM96 100H97V99H96ZM96 100H95V101H96ZM100 100H101V99H100ZM125 100H126V99H125ZM141 100H140V101H141ZM155 100H156V99H155ZM161 100H162V99H161ZM161 100H159V101H161ZM163 100H165V99H163ZM163 100H162V101H163ZM183 100H184V99H183ZM183 100H182V101H183ZM188 100H189V99H188ZM196 100H197V99H196ZM199 100H197V101H199ZM226 100H227V99H226ZM238 100H239V99H238ZM240 100H241V99H240ZM77 101H79V100H77ZM77 101H76V103H77ZM86 101H87V100H86ZM98 101H99V100H98ZM121 101H122V102H125V101H123V100H121ZM132 101H133V100H132ZM153 101H154V100H153ZM157 101H158V100H157ZM157 101H156V102H157ZM182 101H181V102H182ZM185 101H187V100L185 99ZM189 101H191V100H189ZM192 101H191V102H188V103H187V102H184V103H182V104H181V102H180V104H179V102H178V104H179L180 107L182 106L183 109H185L186 107L190 106V108L192 107V108H191V110H192V109L195 108V106L197 105V104H195V106H194V103H192ZM200 101H201V100H200ZM200 101H199V102H200ZM202 101H203V99H202ZM222 101H223V99H222ZM235 101L237 102V100H235ZM79 102H80V101H79ZM82 102L84 103V98H83ZM96 102H97V101H96ZM113 102H114V101H113ZM116 102H117V101H116ZM119 102H120V101H119ZM127 102H128V100H127ZM142 102H143V101H142ZM195 102H196V101H195ZM205 102H206V101H205ZM223 102H224V104H221L222 107L226 104V101H225V100H224ZM229 102H233V101H229ZM14 103H16V104H14ZM101 103H102V100H101ZM159 103H161V102H159ZM196 103H197V102H196ZM210 103H211V102H210ZM216 103H217L218 105H217ZM238 103H239V102H238ZM251 103H252V101H251ZM56 104H57V103H56ZM77 104H79V103H77ZM81 104H82V103H81ZM96 104H97V103H96ZM98 104H99V102H98ZM98 104H97V105H98ZM113 104H114V103H113ZM116 104H117V103H116ZM132 104H133V103H132ZM136 104H137V103H136ZM146 104H147V103H146ZM148 104H150V103H148ZM148 104H147V105H148ZM215 104H216V105H215ZM231 104H232V103H231ZM233 104H234V103H233ZM236 104H237V103H236ZM94 105H95V104H94ZM126 105H127V104H126ZM144 105H145V104H144ZM152 105H154V104H152ZM207 105H208V104H207ZM227 105H229L228 102H227L226 106H227ZM245 105H246V104H245ZM245 105H244V106H245ZM82 106H85V104H82ZM91 106H92V105H91ZM104 106H105V104H104ZM119 106H120V105H119ZM128 106H130V105H128ZM150 106H151V104H150ZM150 106H149V107H150ZM154 106H156V105H154ZM203 106H204V105H203ZM213 106H212V108H213ZM216 106H217V107H216ZM244 106H243V107H244ZM78 107H79V106H78ZM80 107H81V105H80ZM86 107H87V106H86ZM92 107H93V106H92ZM102 107H103V105H102ZM117 107H118V106H117ZM122 107H123V106H122ZM177 107H178V106H177ZM180 107H178V108H180ZM196 107L198 108V106H196ZM231 107H232V106L230 105V108H229L230 110H232V109L234 108V107H233V108H231ZM76 108H77V107H76ZM103 108H104V111H106L105 107H103ZM126 108H127V107H126ZM204 108H205V107H204ZM207 108H208V107H206V109H207ZM212 108H211V109H212ZM215 108H214V109H215ZM223 108H224V109H227V107H225V106H224ZM248 108H249V107H248ZM77 109H78V108H77ZM154 109H155V108H154ZM163 109H164V108H163ZM188 109H189V108H188ZM188 109H186V110H182V111L185 112L184 115H186V113H188V114L191 113V112H188V111H191V110H188ZM201 109H203V108H201ZM206 109H204V110H206ZM211 109H210V110L208 109V110L211 111ZM61 110H60V111H61ZM79 110H80V109H79ZM83 110H84V108H83ZM118 110H120V109H118ZM123 110H124V109H123ZM128 110H129V109H128ZM130 110H131V109H130ZM165 110H166V109H165ZM187 110H188V111H187ZM218 110H219V108H218ZM218 110H217L216 113H214L215 115L218 114V113L220 112V111H218ZM227 110H228V109H227ZM234 110L236 111V108H235ZM237 110H239V109H237ZM262 110H263V109H262ZM55 111H56V110H55ZM60 111H59V112H60ZM76 111H77V110H76ZM88 111H89V110H88ZM101 111H102V110H101ZM113 111H114V110H113ZM126 111H127V110H126ZM158 111H159V110H158ZM162 111H163V110H162ZM182 111H181V113H177V114H180V115H181V114H182ZM186 111H187V112H186ZM194 111L196 112L197 109H196V110L193 109V112H194ZM200 111H201V110H200ZM209 111H208L207 114L210 116ZM212 111H213V110H212ZM225 111H226V110H225ZM25 112H26V111H25ZM56 112H58V111H56ZM71 112H74V111H71ZM78 112H79V111H78ZM81 112H82V111H81ZM106 112H107V111H106ZM124 112H125V111H124ZM172 112H174V111H172ZM177 112H180V111L177 110ZM184 112H183V113H184ZM193 112H192V113H193ZM195 112H194V113H195ZM197 112H198V111H197ZM197 112H196V113H197ZM202 112H203V111H202ZM202 112H201V113H202ZM214 112H215V111H214ZM23 113H24V111H23ZM44 113H46V112H44ZM44 113H43V114H44ZM85 113H87V112H85ZM85 113L83 112V114H85ZM97 113H99V112H97ZM97 113H96V115H97ZM117 113H118V112H117ZM122 113H123V112H122ZM128 113H129V112H128ZM161 113H163V112H161ZM164 113H165V112H164ZM196 113H195V114H196ZM199 113H200V112H199ZM238 113H239V112H238ZM242 113H243V112H242ZM55 114L57 115L58 113H55ZM63 114H64V113H63ZM72 114H73V113H72ZM78 114H81V113L79 112ZM83 114H82V116H84ZM99 114L101 115L102 113H99ZM111 114H112V113H111ZM204 114H206V113H204ZM224 114H225V113H224ZM23 115H24V114H23ZM23 115H22V116H23ZM28 115H29V114H28ZM28 115H27V116H28ZM74 115H75V114H73V116H74ZM96 115H95V116H96ZM128 115H130V114H128ZM160 115H161V114H160ZM180 115H178V116H177L178 118H176V117L172 114L171 116H174L175 118L170 117V119H174V120H172V121L176 122L177 124H180L183 128H185V126H187V127L185 128L186 130H184V132H185L184 134H185V136H188V137L190 136L189 140L192 142L191 139H192L193 135L195 134V132H194V131L190 132V131L187 130V129H189L188 127L191 125V121H192V117H193L192 115H193V114H191V115H187V116H184L183 114H182L181 116H180ZM208 115H207V117H209ZM220 115H221V114L219 113V115L216 117V118L219 119V120H217V119L215 118L216 122L218 121L217 123H220V121L222 122V119L219 118ZM235 115H236V113L234 114V118H235ZM237 115H238V114H237ZM255 115H256V114H255ZM31 116H32V115H31ZM43 116H44V115H43ZM50 116H51V118L53 117V115H51V114H50ZM70 116H72V115H70ZM76 116H77V115H76ZM78 116H79V115H78ZM86 116H87V115H86ZM86 116H85V117H86ZM89 116H90V113H89ZM89 116H88V117H89ZM95 116H94V117H95ZM103 116H104V115H103ZM103 116H102V117H103ZM179 116H180V117H179ZM194 116H195V115H194ZM202 116H205V115H202ZM223 116H225V115H223ZM29 117H30V116H29ZM61 117H63V116H61ZM79 117H80V116H79ZM79 117H78V118H79ZM91 117H92V116H91ZM94 117H93V118H94ZM96 117H99V116H96ZM109 117H110V116H109ZM123 117H124V116H123ZM130 117H131V116H130ZM130 117H129V118H130ZM182 117H183V118H182ZM220 117H221V116H220ZM237 117H238V116H237ZM21 118H22V119H21ZM24 118H25V116H24ZM83 118H84V117H83ZM103 118H104V117H103ZM105 118H106V117H105ZM116 118H117V117H116ZM126 118H128V117H126V115H125V120H126ZM198 118H200V116H199V117H198V116L196 117L197 120H198ZM203 118H204V117H203ZM57 119H59V118H57ZM60 119H61V118H60ZM62 119H63V118H62ZM66 119H67V118H66ZM74 119H76V118H74ZM94 119H95V118H94ZM99 119H100V117H99ZM161 119H162V118H161ZM165 119H166V118H165ZM170 119H168V120H170ZM201 119H202V118H201ZM204 119H205V118H204ZM206 119H207V118H206ZM206 119H205V120H206ZM209 119H210V118H209ZM232 119H233V118H232ZM21 120H22V121H21ZM27 120H28V119H27ZM72 120H73V119H72ZM125 120H124V122H125ZM202 120H203V119H202ZM202 120H201V121H202ZM211 120H212V119H210V121H211ZM215 120H213V121H215ZM223 120H224V117H223ZM242 120H244V119L242 118ZM247 120H248V119H247ZM54 121H55V120H54ZM54 121H53V122H54ZM95 121H96V120H95ZM98 121H99V120H98ZM120 121H121V119H120ZM120 121H119V122H120ZM127 121L129 122V120H127ZM198 121H199V120H198ZM198 121L194 120L193 123L197 122V124H199ZM23 122H26V121H23ZM55 122H56V121H55ZM65 122H67V121H65ZM65 122H64V123H65ZM68 122H69V121H68ZM82 122H83V120H82ZM84 122H85V121H84ZM89 122H90V120H89ZM103 122H105V121H103ZM112 122H113V121H112ZM164 122H165V121H164ZM167 122H168V121H167ZM170 122H171V121H170ZM203 122H204V120H203ZM207 122H208V121H207ZM224 122H225V121H224ZM245 122H246V120H245ZM259 122H261V120H259ZM17 123H18V124H17ZM37 123H38V122L36 121L35 125H36ZM93 123H94V122H91L90 124L94 125ZM114 123H115V122H114ZM117 123H118V122H117ZM158 123H160V122H158ZM189 123H190V125L188 126ZM204 123H206V122H204ZM204 123H203V125H204ZM211 123H212V122H211ZM214 123H215V122H214ZM241 123H242V122H241ZM12 124H13V123H12ZM22 124H23V123H22ZM33 124H34V123H33ZM40 124H41V123H40ZM55 124H56V123H55ZM57 124H58V123H57ZM90 124H89V125H90ZM96 124H97V123H96ZM104 124H105V123H104ZM110 124H112V123H110ZM120 124H121V123H120ZM122 124H123V123H122ZM122 124H121V125H122ZM168 124H169V123H168ZM197 124H193V125H197ZM200 124H201V123H200ZM220 124H221V123H220ZM236 124H237V123H236ZM260 124H261V123H260ZM19 125H20V126H19ZM23 125H24V124H23ZM23 125H22V126H23ZM65 125H66V124H65ZM65 125H63V126H65ZM67 125H69V124H67ZM92 125H91L90 127H92ZM102 125H103V124H102ZM102 125L100 124V126H102ZM106 125H107V124H106ZM115 125H116V123L114 124V126H115ZM125 125H127V123H126ZM165 125H166V122H165ZM193 125H191L192 128L195 127V126H193ZM13 126H14V125H13ZM22 126H21V127H22ZM82 126H83V124H82ZM110 126H111V125H110ZM110 126H109V127H110ZM118 126H119V125H118ZM122 126H123V125H122ZM157 126H158V124H157ZM175 126H176V125H175ZM178 126H179V125H178ZM178 126H177V127H178ZM197 126H198V125H197ZM210 126H211V125H209L208 127H210ZM216 126H217V125H216ZM39 127H40V126H39ZM39 127H38V128H39ZM41 127H42V126H41ZM53 127H55V125H54ZM60 127H61V126H60ZM84 127H85V125H84ZM88 127H89V126H87V127L85 128V130L88 129ZM111 127H113V124H112ZM159 127H160V126H159ZM170 127H171V126H170ZM191 127H190V128H191ZM214 127H215V125H214ZM246 127H247V126H246ZM42 128H43V127H42ZM62 128H63V127H62ZM93 128H94V131H95V127H93ZM97 128H98V124H97ZM104 128H105V126H104ZM114 128H115V127H114ZM116 128H117V127H116ZM116 128H115V129H116ZM192 128H191V129H192ZM200 128H201V127H200ZM45 129H46V128H45ZM50 129H51V128H50ZM63 129H65V128H63ZM81 129H82V128H81ZM100 129H102V128L100 127ZM112 129H113V128H112ZM118 129H119V128H118ZM146 129H147V128H146ZM194 129H195V128H194ZM258 129H259V128H258ZM39 130H40V128H39ZM43 130H44V128H43ZM56 130H57V129H56ZM70 130H71V127H70ZM74 130H75V128L73 129V131H74ZM92 130H93V129H92ZM116 130H117V129H116ZM203 130H205V127H203ZM240 130H241V129H240ZM18 131H19V130H18ZM44 131H45V130H44ZM49 131H50V130H49ZM61 131H62V130H61ZM65 131H66V130H65ZM75 131H76V130H75ZM88 131H89V129H88ZM90 131H91V130H90ZM98 131H99V130H98ZM111 131H112V130H111ZM111 131H110V132H111ZM158 131H159V130H158ZM182 131H183V130H182ZM207 131H208V130H207ZM207 131H206V132H207ZM210 131H211V130H210ZM215 131H216V128H215ZM37 132L39 133V131H37ZM50 132H51V131H50ZM53 132H54V131H53ZM70 132H71V131H70ZM91 132H92V131H91ZM101 132H102V131H101ZM103 132L105 133L104 130H103ZM110 132H109V133H110ZM114 132H115V131H114ZM117 132H119V131H117ZM146 132H147V131H146ZM212 132H214V130H213ZM42 133H43V132H42ZM65 133H66V132H65ZM82 133H83V132H82ZM87 133H88V132H87ZM93 133H95V132H93ZM96 133H98V132H96ZM104 133H103V134H104ZM106 133H107V132H106ZM125 133H127V132H125ZM125 133H124V136L126 135ZM155 133H156V132H155ZM155 133H154V135H155ZM247 133H248V132H247ZM39 134H40V133H39ZM66 134H67V133H66ZM71 134H72V132H71ZM85 134H86V132H85ZM111 134H112V132H111ZM197 134H199V131H198L195 135L197 136ZM202 134H203V132H202ZM209 134H210V133H209ZM40 135H41V134H40ZM72 135H73V134H72ZM72 135H71V136H72ZM113 135H114V134H113ZM117 135H118V134H117ZM195 135H194V137H193L194 140L197 139V138H195ZM203 135H204V134H203ZM38 136H39V135H38ZM57 136L59 137V135H57ZM71 136H70V137H71ZM81 136H82V135H81ZM100 136H101V135H100ZM100 136H99V137H100ZM126 136H128V135H126ZM126 136H125V137H126ZM140 136H141V135H140ZM200 136H201V135H200ZM200 136H199V137H200ZM58 137H56V139H58ZM92 137H94V136H92ZM99 137H97V138L99 139ZM103 137H104V136H103ZM135 137H136V136H135ZM197 137H198V136H197ZM82 138H84V137H82ZM105 138H107V136H106ZM170 138H171V137H170ZM200 138H201V137H200ZM53 139H54V138H53ZM102 139H103V138H102ZM167 139H168V138H167ZM59 140H60V138H59ZM61 140H62V139H61ZM81 140H82V139H81ZM91 140H92V139H91ZM91 140H89V141L91 142ZM100 140H101V139H100ZM126 140H127V139H126ZM184 140H185V139H184ZM198 140H199V139H198ZM56 141H57V140H56ZM64 141H65V140H63V142H64ZM85 141H86V138H85ZM93 141H94V139H93ZM93 141H92V142H93ZM139 141H140V140H139ZM151 141H152V140H150V142H151ZM173 141H174V139H173ZM186 141H187V140H186ZM190 141H189V142H190ZM67 142H68V141H67ZM71 142H72V141H71ZM94 142H95V141H94ZM181 142H182V141H181ZM181 142H180V143H181ZM202 142H203V141H202ZM72 143H73V142H72ZM77 143H78V141H77ZM88 143H89V142H88ZM97 143H98V142H97ZM129 143H130V142H129ZM134 143H135V142H134ZM138 143H139V142H138ZM174 143H175V142H174ZM176 143H177V142H176ZM180 143H178V144H180ZM197 143H198V141L196 140V144H197ZM199 143H200V142H199ZM50 144H51V143H50ZM64 144H65V142H64ZM68 144H70V143H68ZM85 144H86V143H85ZM126 144H128V143H126ZM154 144H155V143H154ZM171 144H173V143L171 142ZM171 144H170V146H171ZM178 144H176V146H177ZM190 144L192 145V143H190ZM65 145H66V144H65ZM78 145H79V144H78ZM97 145H98V144H96V145H94V146H96V148H97ZM163 145H164V144H163ZM165 145H166V144H165ZM167 145H168V144H167ZM167 145H166V146H167ZM180 145H181V144H180ZM182 145H183V144H182ZM191 145H190V146H191ZM203 145H204V144H203ZM206 145H207V144H206ZM36 146H37V145H36ZM71 146H72V145H71ZM84 146H85V145H84ZM122 146H123V145H122ZM147 146H148V145H147ZM161 146H162V145H161ZM195 146H196V145H195ZM207 146H209V145H207ZM211 146H212V144H211ZM53 147H54V146H53ZM56 147H58V146H56ZM79 147H80V146H79ZM86 147H87V146H86ZM89 147H90V146H89ZM98 147H99V146H98ZM120 147H121V146H120ZM134 147H137V146L135 145ZM163 147H164V146H163ZM212 147H213V146H212ZM31 148H32V147H31ZM73 148H74V147H73ZM77 148H78V147H77ZM87 148H88V147H87ZM87 148H86V149H87ZM121 148H122V147H121ZM127 148H128V147H127ZM127 148H126V150H127ZM153 148H154V147H153ZM155 148H156V147H155ZM155 148H154V149H155ZM195 148H196V147H195ZM195 148H194V149H195ZM36 149H37V147H36ZM50 149H51V148H50ZM57 149L59 150V148H56V150H57ZM62 149H63V148H62ZM65 149H66V148H65ZM93 149H95V148H93ZM112 149H113V148H112ZM112 149H111V151H112ZM130 149H131V148H130ZM135 149H136V148H135ZM151 149H152V148H151ZM156 149H157V148H156ZM164 149H165V148H164ZM164 149H163V150H164ZM199 149H200V148H199ZM28 150H29V152H30V153L28 154V156H30V155L33 153V151H32V153H31L30 148H29ZM46 150H47V149H46ZM52 150H53V149H52ZM52 150H51V152H52ZM56 150H55V151H56ZM89 150H90V148H89ZM114 150H115V149H114ZM120 150H121V149H120ZM141 150H142V148H141ZM165 150H166V149H165ZM181 150H182V149H181ZM209 150H210V149H209ZM34 151H35V148H34ZM97 151H98V152H96V153L98 154V153H99V150H97ZM117 151H118V150H117ZM122 151H123V149H122ZM131 151H132V150H131ZM131 151H130V152H131ZM133 151H134V150H133ZM146 151H147V150H146ZM157 151H159V150H157ZM177 151H178V150H177ZM197 151H198V150H197ZM36 152H40V151L36 150ZM41 152H42V151H41ZM48 152H49V151H48ZM56 152H57V151H56ZM60 152H61V151H60ZM69 152H70V151H69ZM76 152H77V151H76ZM84 152H85V150L83 151V153H84ZM87 152H88V151H87ZM118 152H119V151H118ZM118 152H117V153H118ZM128 152H129V151H128ZM163 152H164V151H163ZM179 152H180V151H179ZM206 152H208V151H206ZM27 153H28V152H27ZM45 153H46V152H45ZM85 153H86V152H85ZM96 153H95V154H96ZM104 153H105V152H104ZM104 153H103V154H104ZM107 153H108V152H107ZM107 153H106V154H107ZM111 153H112V152H111ZM111 153H110V154H111ZM113 153H114V152H113ZM113 153H112V155H113ZM123 153H124V152H123ZM132 153H133V152H132ZM152 153H154V152H152ZM166 153H167V152H166ZM180 153H181V152H180ZM194 153H195V152H194ZM35 154H36V153H35ZM75 154H76V153H75ZM81 154H82V153H81ZM103 154H102V155H103ZM110 154H109V155H110ZM115 154H116V153H115ZM119 154L121 155V152H120ZM128 154L130 155V153H128ZM156 154H157V153H156ZM200 154H202V153H200ZM23 155H24V154H23ZM43 155H44V154H43ZM52 155H53V154H52ZM54 155H56V154L54 153ZM54 155H53V157H54ZM57 155H58V154H57ZM83 155H84V154H83ZM102 155H100V153H99L98 156L101 157ZM129 155H127V156H129ZM186 155H187V153H186ZM17 156H19V155H17ZM32 156H33V155H32ZM41 156H42V155H41ZM45 156H46V155H44V157H45ZM59 156H60V154H59ZM76 156H77V154H76ZM87 156H89V155H87ZM94 156H95L94 158H96L97 155H94ZM103 156H104V155H103ZM107 156H108V154H107ZM107 156H106V157H107ZM116 156H117V155H116ZM124 156H125V155H124ZM155 156L157 157V155H155ZM194 156H196V155H194ZM23 157H24V156H23ZM33 157H35V156H33ZM44 157H42V158H44ZM46 157H48V156H46ZM53 157H52V160H53ZM56 157H57V156H56ZM67 157H68V156H67ZM110 157H111V156H110ZM114 157H115V155H114ZM130 157H131V156H130ZM166 157H167V156H166ZM184 157H186V156L184 155ZM199 157H200V156H199ZM20 158H21V156H20ZM31 158H32V157H31ZM40 158H41V157H40ZM54 158H55V157H54ZM60 158H61V156H60ZM65 158H66V156H65ZM87 158H88V157H87ZM103 158H104V157H103ZM138 158H139V157H138ZM174 158H175V157H174ZM191 158H192V157H191ZM201 158H202V156H201ZM12 159H13V158H12ZM18 159H19V157H18ZM18 159H16V160H18ZM24 159H25V158H24ZM29 159H30V158H29ZM29 159H28V157H27V160H29ZM32 159H34V158H32ZM32 159H31V161H32ZM50 159H51V158H50ZM88 159H90V161H92L91 158H88ZM98 159H99V157H98ZM110 159H111V158H110ZM114 159H115V158H114ZM179 159H180V158H179ZM179 159H178V160H179ZM182 159H183V158H182ZM185 159H187V158H185ZM192 159H193V158H192ZM196 159H197V157H196ZM62 160H63V159H62ZM67 160H68V159H67ZM78 160H79V159H78ZM80 160H81V159H80ZM82 160H83V159H82ZM82 160H81V161H82ZM99 160H100V159H99ZM99 160H98V163H99ZM106 160H107V159H106ZM137 160H138V159H137ZM183 160H184V159H183ZM187 160H188V159H187ZM31 161L29 160V162H31ZM39 161H40V160H39ZM49 161L51 162V160H49ZM56 161H57V159H56ZM75 161H76V160H75ZM96 161H97V160H96ZM96 161H94V162L97 163ZM114 161H115V160H114ZM198 161H199V160H198ZM17 162H18V161H17ZM20 162H21V161H20ZM20 162H19V163H20ZM32 162H33V161H32ZM32 162H31V164L35 163V162H33V163H32ZM37 162H38V161H37ZM72 162H73V161H72ZM180 162H181V161H180ZM7 163H8V162H7ZM7 163H3V164L6 165ZM10 163H11V162H10ZM12 163H13V162H12ZM14 163H16V162H14ZM14 163H13V164H14ZM39 163H40V162H39ZM46 163L48 164V161H47ZM58 163H60V162H58ZM86 163H87V162H86ZM102 163H103V160H102ZM102 163H101V164H102ZM112 163H113V162H112ZM143 163H145V162H143ZM153 163H154V162H153ZM156 163H157V161H156ZM13 164H11V165H13ZM22 164H23V162H22ZM25 164H26V163H25ZM77 164H78V163H77ZM81 164H82V163H81ZM89 164L91 165L92 163H89ZM104 164H105V162H104ZM5 165H3L2 168H4ZM18 165H19V164H18ZM18 165H17V167H18ZM38 165H39V164H38ZM42 165H43V164H42ZM48 165H49V164H48ZM48 165H47V166H48ZM53 165H54V164H53ZM53 165H52V166H53ZM56 165H57V164H56ZM84 165H85V161H84ZM90 165H88L90 168L87 166V167H88V171H89L91 168H93V167H91L92 165H91V166H90ZM96 165H98V164H96ZM96 165L94 164V166H96ZM106 165H107V162H106ZM0 166H1V164H0ZM21 166L23 167V165H21ZM24 166H25V165H24ZM29 166H31V165H29ZM44 166H46V165H43V167H44ZM74 166H75V165H74ZM152 166H153V165H152ZM158 166H159V165H158ZM158 166H157V167H158ZM11 167H12V166H11ZM13 167H14V166H13ZM80 167L83 169V166H80ZM85 167H86V166H85ZM148 167H149V165H148ZM6 168H7V167H6ZM6 168H5V170L8 169V168H7V169H6ZM26 168H27V167H26ZM75 169H76V168H75ZM84 169H85V168H84ZM94 169H96V168H94ZM153 169H155V168H153ZM3 170H4V169H3ZM14 170H15V168H14ZM18 170H19V169H18ZM22 170H23V168H22ZM3 173H4V172H3ZM86 173H87V172H86ZM92 174H93V173H92ZM82 175H84V174L82 173ZM88 175H89V174H88ZM66 176H67V175H66ZM0 177H1V175H0ZM82 177H83V176H82ZM67 178H68V176L66 177V180H67ZM0 179H1V178H0ZM68 179L70 180V178H68ZM76 180H77V179H76ZM87 180H88V179H87ZM1 181H2V180H1ZM64 181H65V180H64ZM93 183H94V182H93ZM62 184H65V183H62ZM69 185H70V182H69ZM76 185H77V182H76ZM78 185H79V184H78ZM92 185H93V184H92ZM56 186H57V185H56ZM70 186H71V185H70ZM55 188H57V187H55ZM86 188H87V187H86ZM58 189H59V187H58ZM58 189H56V190H58ZM61 189H62V188H60V190H61ZM65 189H66V188H65ZM65 189H64V191H66ZM74 189H75V188H74ZM87 189H88V188H87ZM67 190H68V189H67ZM77 190H78V189H77ZM64 191H63V192H64ZM54 192H55V191H54ZM61 192H62V191H61ZM63 192H62V193H63ZM77 192H78V191H77ZM58 193H59V192H58ZM62 193H61V194H62ZM79 193H80V192H79ZM82 193H83V192H82ZM53 194H54V193H53ZM77 194H78V193H77ZM56 195H58L57 192H56ZM59 195H60V194H59ZM60 196H61V195H60ZM69 196H70V195H69ZM52 197H53V196H52ZM72 197H73V195H72ZM218 197H219V196H218ZM55 198H56V197H55ZM57 198H58V196H57ZM63 198H64V195H63ZM63 198L61 197L62 200H63ZM66 198H67V196H66ZM66 198H64V199H66ZM219 198H220V197H219ZM45 200H46V199H45ZM49 200L52 201V198L49 199ZM55 200H56V199H55ZM72 200H73V199H72ZM59 201H60V200H59ZM193 201H194V200H193ZM198 201H199V200H198ZM217 201H218V200H217ZM219 201H220V200H219ZM47 202H48V201H47ZM207 202H209V201H207ZM210 202H211V201H210ZM213 202H214V201H213ZM220 202H221V201H220ZM42 203H43V200H42ZM198 203H199V202H198ZM203 203H204V201H203ZM222 203H223V202H222ZM44 204H45V202H44ZM47 204H49V203H47ZM70 204H71V203H70ZM37 205H38V204H37ZM199 205H200V204H199ZM206 205H208V204H206ZM196 206H197V204H196ZM221 206H222V205H221ZM223 206H224V205H223ZM194 207H195V206H194ZM194 207H193V208H194ZM200 207H201V205H200ZM203 207H204V206H203ZM221 208H222V207H221ZM194 209H195V208H194ZM202 210H203V208H202ZM227 210H228V209H227ZM195 211H196V210H195ZM206 211H207V209H206ZM197 212H198V210H197ZM211 212H212V211H211ZM217 212H218V211H217ZM231 215H232V214H231ZM244 215H245V214H244ZM198 216H199V215H198ZM233 216H234V215H233ZM214 217H215V216H214ZM247 217H248V216H247ZM235 218H236V217H235ZM237 218H238V217H237ZM239 218H240V217H239ZM244 218H245V216H244ZM201 219H202V218H201ZM223 219H224V218H223ZM227 219H228V218H227ZM242 219H243V218H242ZM242 219H241V220H242ZM239 220H240V219H239ZM201 221H202V220H201ZM246 221H247V220H246ZM244 222H245V221H244ZM262 228H263V227H262ZM263 230H264V229H263ZM218 250H220V249H218Z\"/></svg>",
	"mask_w": 264,
	"mask_h": 264
}]
</instances>
